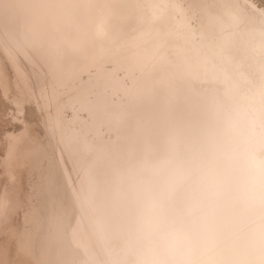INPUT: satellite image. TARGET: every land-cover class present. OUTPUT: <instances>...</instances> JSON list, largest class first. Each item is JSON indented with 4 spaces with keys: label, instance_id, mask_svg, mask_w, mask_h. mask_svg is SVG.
<instances>
[{
    "label": "bare ground",
    "instance_id": "6f19581e",
    "mask_svg": "<svg viewBox=\"0 0 264 264\" xmlns=\"http://www.w3.org/2000/svg\"><path fill=\"white\" fill-rule=\"evenodd\" d=\"M0 60L3 264L31 159L17 264H264V0H0Z\"/></svg>",
    "mask_w": 264,
    "mask_h": 264
},
{
    "label": "rangeland",
    "instance_id": "374dc122",
    "mask_svg": "<svg viewBox=\"0 0 264 264\" xmlns=\"http://www.w3.org/2000/svg\"><path fill=\"white\" fill-rule=\"evenodd\" d=\"M1 67L3 70V77L0 80V160L4 156L6 142L4 135L6 133L14 132L21 129V122L15 121L14 109L12 105V98L15 96V91L13 87V77L9 66L5 61L0 60ZM32 87L35 89L34 82L32 78L30 79ZM39 104V101L36 102ZM36 104L32 103L30 106H26V112L24 115V124L28 128L29 132H33L38 136V139L43 142L44 132L41 126V112L36 111ZM1 165V164H0ZM45 160L41 159L38 163L31 159L29 164H25L18 172L17 186H20L19 196L22 199L21 209L17 210L12 217L11 225L14 229L15 240H19L23 237V234L29 228L30 206H36V209L40 206V201H37L36 194H33V186L37 183H41L43 179V172L45 169ZM6 172H3L2 166H0V189L6 186ZM28 200L30 206L28 205ZM4 237L0 236V240ZM15 240L9 246V251L7 253V258L4 264H17L14 258ZM6 246V245H4ZM1 258V257H0ZM0 264L2 260L0 259Z\"/></svg>",
    "mask_w": 264,
    "mask_h": 264
}]
</instances>
